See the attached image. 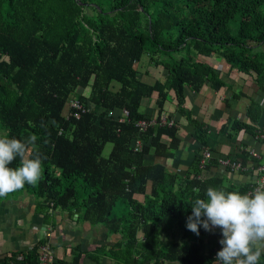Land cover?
<instances>
[{
	"label": "trees",
	"instance_id": "1",
	"mask_svg": "<svg viewBox=\"0 0 264 264\" xmlns=\"http://www.w3.org/2000/svg\"><path fill=\"white\" fill-rule=\"evenodd\" d=\"M262 44L264 0H0V134L18 139L36 135L25 158L38 154L43 167L38 182L0 198L28 191L36 196V212L45 222L59 208L79 213L83 223L120 234L123 243L108 254L114 264L159 258L214 263L212 253L200 254L199 238L185 244V250L161 242L172 224L187 222L192 203L206 200L209 187L241 194L250 189L227 184L219 176H202L199 161L208 133L203 122L191 121L184 88L199 94L207 84L223 87L220 74L207 61L219 54L239 72H254L264 92V52L255 50ZM146 52L153 66L162 67L164 82L137 70ZM171 91L177 112L191 122L200 145L185 177L161 164L145 163L148 154L173 159L180 145L177 128L156 125L141 131L136 126L147 119L140 112L141 100L157 93L160 114ZM70 100L92 107L91 112L67 117ZM123 110L128 117L120 122ZM261 110L258 103H250L247 122H233L229 135L242 131L256 138L264 130L257 127ZM137 140L141 148L135 151ZM103 143L112 144L107 159L97 153ZM217 158L213 155L207 170L219 166ZM235 158L246 164L249 152ZM19 165L17 158L11 166ZM136 194L144 201L135 200ZM206 232L202 227L199 235ZM43 245L46 240L21 257L1 256L0 264H39ZM102 256L88 258L99 264ZM75 261L79 256L74 262L53 264Z\"/></svg>",
	"mask_w": 264,
	"mask_h": 264
},
{
	"label": "crops",
	"instance_id": "2",
	"mask_svg": "<svg viewBox=\"0 0 264 264\" xmlns=\"http://www.w3.org/2000/svg\"><path fill=\"white\" fill-rule=\"evenodd\" d=\"M255 50L264 52V44L255 47ZM144 55V54H143ZM149 57V55H147ZM143 57V56H142ZM141 57V59H142ZM140 59V61H141ZM136 64L139 72H145L153 80L165 81L162 67H155L149 62V58ZM207 61L216 68L224 83L220 89H213L210 84L203 86L201 92L196 94L188 87L184 88V107L191 111V121H201L207 129V147L217 159L235 158L243 151L256 152L264 164V142L241 132L230 133L229 126L233 122H247L246 110L250 103L256 102L261 107V117L258 128L264 126V92L261 91L257 76L254 72L242 73L231 67L219 54L211 55ZM88 93L86 90L84 95ZM157 93L149 98L141 100L140 112L144 117L155 120H162L171 123L177 128L180 138V145L174 153L173 159L155 157L152 154L145 156L146 164H161L166 166L170 172L180 177H185L191 164L195 160L200 145L194 138L195 128L176 110L175 96L171 91L168 93L166 102L160 114L156 104ZM168 140L162 142L168 144ZM250 158V155H249ZM247 171L234 172L230 174L225 168L215 166L203 172L202 176H216L223 178L226 183L235 186H254L259 181V174L254 166L252 158L247 163ZM178 181V180H177ZM178 182H176L177 184ZM151 190V184L147 186V193ZM138 202L144 201L141 194L134 195ZM37 198L34 194L23 191L17 192L7 198H0V257L21 254L30 250L38 242L46 240L47 261L74 262L79 256V261L73 264H95L88 256H101L99 264H114V260L108 255L119 249L123 243L120 234H111L104 225H89L79 220L80 214L72 211H63L59 208L51 210L48 214V222H45L43 215L36 212ZM173 228L162 235L167 236L165 241L168 244H178L183 247L185 244H192L200 239V254L202 256L212 255L214 259L215 248L220 245L222 239L219 228L207 231L199 236L188 230L186 223ZM202 229L200 227L199 231ZM142 235L141 231L139 236ZM170 235L173 240L169 241ZM137 239L140 241V237ZM45 246V245H43ZM183 250L186 248L183 247ZM41 256V247L39 248ZM262 258V257H261ZM261 260V259H260ZM40 261V257H39ZM215 261V260H214ZM145 264H179L170 262L163 258L147 262ZM214 264V263H212Z\"/></svg>",
	"mask_w": 264,
	"mask_h": 264
},
{
	"label": "clouds",
	"instance_id": "3",
	"mask_svg": "<svg viewBox=\"0 0 264 264\" xmlns=\"http://www.w3.org/2000/svg\"><path fill=\"white\" fill-rule=\"evenodd\" d=\"M85 108H90L91 112L92 107ZM69 112L70 109L67 117H71ZM127 117L123 116L119 121ZM36 140V135L18 139L0 134V197L22 189L26 183L35 184L42 178L41 157L34 154L25 158L29 146ZM17 158L20 165L12 167ZM203 170L205 172L207 168ZM206 197V200H194L186 227L196 235H199L201 226L209 232L216 228L221 230L222 239L219 243L222 248L217 252L214 264H260V259L264 256V185L245 194L209 187Z\"/></svg>",
	"mask_w": 264,
	"mask_h": 264
},
{
	"label": "built area",
	"instance_id": "4",
	"mask_svg": "<svg viewBox=\"0 0 264 264\" xmlns=\"http://www.w3.org/2000/svg\"><path fill=\"white\" fill-rule=\"evenodd\" d=\"M69 109H70V116L73 118H78L80 116V114L86 113L90 111V108H85L79 101L77 100H71L70 104H69ZM110 115H112V113H110ZM123 116L127 117L128 116V112L127 111H123ZM155 125H168L171 126L172 124L165 121L164 119L162 120H155L152 118H147V119H143L141 121H139L136 126L141 130V131H146L149 127L155 126ZM258 140H261L262 142H264V130L259 132L257 137ZM141 147V143L139 141H136L134 143V150L137 151L139 150ZM250 158H252L253 162H254V166L256 167V170L258 171V176H259V181L257 182L256 185L251 186L248 193H250L251 191H253L256 187H259L261 185H264V164L261 163H257L256 161L260 160L259 155L252 151L250 152ZM212 158L211 152L208 148L203 149L202 153H201V158L199 161L200 167L202 169H205L206 166L209 164L210 160ZM218 164L220 167L225 168L227 170H229L228 172L230 174L234 173V172H240V171H247V166L246 164H243L242 161L240 160H234V159H219L218 160ZM222 245L220 244L219 246H217L215 248V255H214V260L216 258V254L219 250H221ZM41 256H40V262L39 264H53V261H47V256H46V252H47V247L42 246L41 247Z\"/></svg>",
	"mask_w": 264,
	"mask_h": 264
},
{
	"label": "rangeland",
	"instance_id": "5",
	"mask_svg": "<svg viewBox=\"0 0 264 264\" xmlns=\"http://www.w3.org/2000/svg\"><path fill=\"white\" fill-rule=\"evenodd\" d=\"M231 27H233L232 32H233L234 34H236V30H237L236 24L232 25ZM147 55H148V53L146 52V54L143 55V57H142L140 63H142L144 60H147V58H149ZM180 56H183V54L180 55ZM87 91H88V90H87ZM78 92L81 93L82 90H81V89H78ZM84 92H85V91H84ZM84 92H83V93H84ZM87 94H88V93H86V95H87ZM99 150H100V149L98 148V151H97L98 155H100L103 159H107V158L109 157L111 151H112V144H110V143H103L102 146H101V150H100V152H99ZM174 227H176V224H175V223H174L173 228H174ZM168 237H169V241L173 240V238H172L170 235H168ZM166 238H167V236H165V235H161V240H163V243L166 242V243H164L165 245L168 244V241H165Z\"/></svg>",
	"mask_w": 264,
	"mask_h": 264
}]
</instances>
